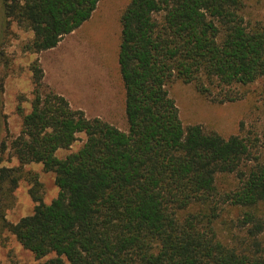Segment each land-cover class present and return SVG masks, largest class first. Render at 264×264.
Here are the masks:
<instances>
[{
    "label": "trees",
    "instance_id": "obj_1",
    "mask_svg": "<svg viewBox=\"0 0 264 264\" xmlns=\"http://www.w3.org/2000/svg\"><path fill=\"white\" fill-rule=\"evenodd\" d=\"M100 0H0V117L4 43L14 21L33 37L30 52L51 49L79 28ZM244 0H130L121 16L118 63L127 129L74 108L30 64L31 109L10 142L19 166L0 165V224L46 264H264V155L240 132L224 136L184 124L169 84L195 83L220 102L236 86L264 77V23H248ZM79 133L82 145L65 157ZM8 146L1 143V151ZM55 172L58 195L46 203L30 174L31 214L6 219L25 164ZM234 175L224 188L221 175ZM227 204L246 208L232 242L215 227ZM2 264V263H0Z\"/></svg>",
    "mask_w": 264,
    "mask_h": 264
},
{
    "label": "rangeland",
    "instance_id": "obj_2",
    "mask_svg": "<svg viewBox=\"0 0 264 264\" xmlns=\"http://www.w3.org/2000/svg\"><path fill=\"white\" fill-rule=\"evenodd\" d=\"M130 0H100L92 16L79 28L65 35L57 46L41 52H30L24 45L33 37L30 30L16 22L10 25L4 43L5 58L1 64L4 77V107L0 117V165L19 166L20 160L10 147V142L21 131L23 113L31 109L33 82L30 64L39 59L45 72L44 81L56 92L65 95L74 108H81L89 117L99 116L122 129H127L125 89L118 63L121 40V16ZM242 13L248 23H264V0H244ZM176 100L184 124L201 123L208 129H216L224 136L241 131L257 142L256 151L264 155V77L257 81L236 86L233 101L220 102V89L205 95L195 83L174 79L168 86ZM8 146L1 151V143ZM85 140L79 133L75 143L57 154L65 157L77 150ZM25 174L9 196L5 216L17 222L31 214L36 201L30 189L33 183L30 174L40 181L39 194L46 203L59 193L55 172L45 169L42 162L32 161L24 166ZM224 188L235 185L234 175H221ZM246 208L227 204L215 227L219 236L232 242L235 233L245 231L238 226ZM54 254L38 258L27 249L7 228L0 224V263L2 264H46Z\"/></svg>",
    "mask_w": 264,
    "mask_h": 264
}]
</instances>
